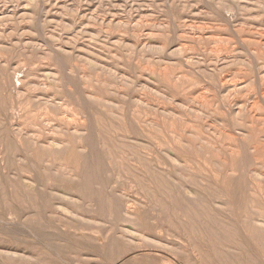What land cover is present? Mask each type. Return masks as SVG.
Instances as JSON below:
<instances>
[{
    "label": "rangeland",
    "instance_id": "1",
    "mask_svg": "<svg viewBox=\"0 0 264 264\" xmlns=\"http://www.w3.org/2000/svg\"><path fill=\"white\" fill-rule=\"evenodd\" d=\"M0 264H264V0H0Z\"/></svg>",
    "mask_w": 264,
    "mask_h": 264
},
{
    "label": "bare ground",
    "instance_id": "2",
    "mask_svg": "<svg viewBox=\"0 0 264 264\" xmlns=\"http://www.w3.org/2000/svg\"><path fill=\"white\" fill-rule=\"evenodd\" d=\"M155 45V44H154ZM253 88V87H252ZM261 94V93H260ZM205 95H206V93H205ZM171 97V96H170ZM180 99V98H179ZM178 100V99H177ZM188 101H189V99H188ZM253 103V102H252ZM240 106V105H239ZM237 109V108H236ZM149 111V110H148ZM227 111V110H226ZM237 111V110H236ZM255 113V112H254ZM136 114V113H135ZM108 118V117H107ZM87 121V120H86ZM149 121V120H148ZM144 135V134H143ZM233 135V134H232ZM230 138V137H229ZM153 140V139H152ZM151 142V141H150ZM155 142H157V141H155ZM201 142V141H200ZM130 145V144H129ZM128 145V146H129ZM113 147H115V146H113ZM119 147V146H118ZM235 148V147H234ZM4 150V149H3ZM194 151V150H193ZM154 156V155H153ZM34 167V166H33ZM96 172V171H95ZM98 172V171H97ZM184 182V181H183ZM187 182V181H186ZM229 185H231V184H229ZM250 185H252V184H250ZM131 186V185H130ZM104 187V186H103ZM82 195V194H81ZM217 195V194H216ZM81 197H83V196H81ZM202 198V197H201ZM160 199H162V198H160ZM249 201V200H248ZM247 202V201H246ZM189 220V219H188ZM221 222V221H220ZM226 224V223H225ZM166 229V228H165ZM236 230V229H235ZM237 232V231H236ZM257 237V236H256ZM257 239H258V237H257ZM198 242V241H197ZM200 242V241H199ZM217 244H218V242H217Z\"/></svg>",
    "mask_w": 264,
    "mask_h": 264
}]
</instances>
